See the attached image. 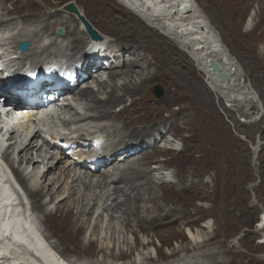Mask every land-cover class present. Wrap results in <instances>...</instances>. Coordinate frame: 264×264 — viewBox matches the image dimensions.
Instances as JSON below:
<instances>
[{"label": "bare ground", "instance_id": "obj_1", "mask_svg": "<svg viewBox=\"0 0 264 264\" xmlns=\"http://www.w3.org/2000/svg\"><path fill=\"white\" fill-rule=\"evenodd\" d=\"M6 1L10 3L12 10L8 11L2 7L1 11L6 14H13L15 11H19V14H22L18 15V17L24 22L30 20L38 24L37 31H45L53 34L52 28L54 25L63 27L64 34L58 35L66 37L67 43L62 45V52L59 53H63L64 50V53H66L64 57H66V59L68 58V60L72 58L69 61L67 60L69 64L66 63V59L65 61H60L63 60L59 58L60 56H55L54 59L51 58L46 63L44 62L46 64L44 65V69L48 67V69H50V73L46 75L48 80L55 82L58 77L56 72L63 68L57 64H50L56 60V62L59 61V64H66L67 66L64 67L63 76H74L78 79L81 77V74H85L87 78L83 83L87 84L89 81H95L98 86V91H102V93L106 95L104 98H97L90 86H82L81 88L75 86L71 90L67 88V91H69L67 95L73 98L75 101L74 104H78V107L79 105L80 107L83 106L82 108L86 110L81 114L73 106V103H66V105L61 108L68 114V117H64L62 122L74 128L77 126L74 124H91V122L109 121L111 123L109 126L104 125L100 129L97 135L98 139H103V137H109L111 135L113 136L116 130L119 132V137H121L122 132H124V136L127 139L133 138V136L136 138V141L138 139L137 142H133L135 139H132L127 143L126 138L123 137L124 140H116L114 144H110L103 151L104 153L106 152V155H109L107 158L111 157L112 160H114L109 165H105L108 161L103 158L105 157L102 156L103 153L96 156V158L99 157L102 159L101 161H103L101 164L97 165H93L86 160L71 158L70 161L76 163L79 169L88 168L89 166V169H87L88 172H86L87 175L84 176L87 179L81 177L82 179H86V181L89 179L88 184L93 181L91 177H97L94 182L96 187L103 184V190L96 197H91L86 194V189L80 191L79 184H81V179L79 175L75 176V170H73L75 169L74 165H72V167H69V165L66 167L58 165L61 161L60 157L56 162H53V155H48L50 149L57 150L64 155H68L67 152H69V150L65 151L66 149L62 147L50 146V143L56 144L58 142L51 141L45 142L49 147L48 151H44L41 146H37L36 143L40 136L25 130L21 138V148L18 151L19 162L24 164L31 162L32 169L34 170L39 166L43 167V170L34 173V175L32 174L33 179L31 187H27V192L33 202V206L37 210L44 211V208L52 203L53 200H57L52 211H44L45 224L51 228L53 234L59 233V235L62 236L63 243L67 247L71 244L73 246V251L78 254H92L93 252L94 243L99 234V228H96L94 237L88 241L86 246H81V242L84 240V234L82 233L85 232V228L89 222L88 220L92 217L94 209L99 202H101L102 208L97 216L99 221H101L100 217L103 213H108L110 218H112L114 217V213L120 212V215H124L123 222L128 228H132V222L134 221L138 226L147 224L148 228L164 224L167 226L173 224L177 217L172 219L168 217L177 214L174 209L158 204V197L154 193V188L153 191L150 188L152 187L150 183L153 182V177L151 175L161 169V166L156 167L157 165H155L156 156L158 154L162 156L173 155L176 150L161 145L154 147V145H156V140L166 130L167 126L170 125L171 120L181 118V121L176 126L179 124L184 125L185 123L191 126L189 139L194 142L195 145L196 143H199V146L201 144L204 145L207 157L203 162H211V160H214L211 159V154L214 152L215 154L217 153L215 149H210L212 144L217 142V140L213 138L214 124L216 122L222 124V120L212 103L210 91L203 85L199 76L196 75V71L194 72V68L191 66V62L188 58L183 53H176L175 48L170 46L168 41L160 35L162 33L158 34L154 28L147 24L157 26L162 29L165 34L172 35V38L176 41L175 43L180 44L186 52L193 56L208 83L229 98L231 102L239 103L242 98L247 99L251 95V92L246 85H240V82L236 85L232 83L233 72H231V67H229L231 66L229 60L230 51L229 53L220 51L218 47L219 39H217L201 14L194 8V4H192L191 0H123L125 6L134 8L138 13L135 14L120 3L125 10L127 9L121 15H118L121 8L116 6L111 0H81L79 4L80 7L71 3L78 7L79 10L70 5V7L68 6L65 8L67 11L66 15L62 14L60 8L55 7V3L53 6L51 5L53 8L52 10L47 11L46 9V11L41 13H31L27 11H35L39 0H0V5H3ZM199 2L209 13L213 24L220 32L223 42L230 47L234 44L244 52L237 53L243 65L247 68L251 67L253 70L264 71V0H199ZM253 2L259 4V19L257 24L248 28L247 26L250 24L249 21L251 20L246 19L244 14ZM185 5L188 6V8L185 9ZM26 8L29 9L27 10ZM86 8H92L97 19H93V16L87 15L86 12L88 10H86ZM74 11H79V13H81V17L84 18L81 20L82 24H84L83 26L79 27L78 20L74 17ZM12 19L14 18L10 20ZM4 22L7 21L0 18V26L5 25L3 24ZM258 24L260 25V29L257 32L255 29ZM91 25L104 30L107 34H111L113 40L111 38L106 39L103 36V40L105 41L95 40L96 44H92L87 53L82 52V44L86 43L88 37L92 39L90 33L86 32L87 27L91 33L99 36L93 31L94 29L92 30L90 27ZM8 33V31H3L1 33L3 35H0V41L10 37L8 41L4 42L2 45L3 48L10 40L13 42L18 41L16 44L18 45L23 41V38H25V36L19 33L15 38L5 35ZM86 34H88V36ZM55 40L57 42L58 39ZM55 40L49 45L55 44ZM92 40L94 41V39ZM63 43L64 42L61 44ZM2 46H0V51ZM47 47H42L40 50H46ZM6 48L3 49V52ZM28 49V51L20 52L23 58H21V61H29L32 56L37 55V51L33 48L30 47ZM11 52L12 53H5V55L1 56L0 61L6 60L8 56L10 59L14 58L13 51ZM78 52L85 53V55L76 58ZM74 59H77V61H73ZM85 60L88 61L85 62ZM39 61L40 60H38V62ZM211 61H215L220 65L221 72L228 73V79L224 81L218 79L217 74L212 70ZM35 63L31 62L30 64ZM49 64L57 66L50 67ZM2 66L3 63L1 62L0 74ZM100 72L104 74L103 76H106L107 81H110V86L106 85L107 81L105 80L97 81L95 74ZM256 74L254 76H256ZM88 77L91 79H88ZM118 79L120 81H118ZM154 83H158L162 86L163 94L161 96L155 95L152 91ZM42 87L41 79L39 78L29 87H14L13 93L16 95L17 93L23 92L24 97L30 98L29 92H35L37 94ZM107 87H109L108 91L105 89ZM155 93H158L157 90H155ZM39 98H42V96ZM60 98L61 96H59L58 99ZM124 99H129V103L127 105H122L117 111L114 110L115 105L119 106ZM84 106L86 107L84 108ZM173 106H176V108L173 109ZM163 113H166L165 117ZM72 115L74 117H72ZM45 118H47V115H45ZM118 122L120 123V128L118 127ZM153 124H155L154 127L151 126ZM16 126L23 127V123L19 122ZM250 126L251 124L248 125V127ZM112 128L113 134L109 132ZM74 129L76 132L74 135H69L65 140H61L64 145L73 146L72 150L84 152H89L88 150L91 148H97L98 140L91 134L93 132L80 133L79 130L76 131L78 129L77 127ZM69 130L70 128L68 131ZM90 135L92 136L90 141H78V139L81 138L87 139ZM219 138L221 139L222 137L220 136ZM2 140L3 138L0 137V152L2 151ZM186 141L188 140L185 139V142ZM185 144H187V142ZM88 145L91 147H88ZM256 145L258 147L260 145L259 142H257ZM148 146L154 148L146 152L145 150ZM221 146L223 145L221 144ZM121 149H125L126 151L120 155L121 160L118 161L120 157L114 156L116 151ZM133 150L134 152L130 154ZM186 150H188L187 154L185 156L182 154L184 158L180 161L179 166L176 167L177 173L181 179L188 176L187 173L189 172L188 168L190 164L196 165L199 163L198 161L201 160L193 155L195 146L187 145ZM144 152L146 153L144 154ZM126 153L129 154L125 155ZM138 153H140V155L141 153L144 154L139 160L138 157L137 159L134 158ZM68 160L69 159L64 160V163H67ZM151 164L154 165L151 167ZM123 165H127L128 167L120 170L119 167L122 168ZM0 166L4 169L3 171L0 169V173H4L7 178L9 176L11 177L10 185L6 181L10 187L5 183L9 194H6L0 189V264H80L78 262H72L70 259L57 253L58 250L55 251L53 249L55 246L53 245L52 248L42 234V229L38 224V215L32 211L27 212L28 202L26 195L22 191L18 192L16 190L17 186L20 189H22V187L17 182L15 183L12 178V173H14L23 184L27 182L25 177L17 170H14L11 164H0ZM164 167H168V164L162 166V168ZM99 168H101V173L97 175L92 173V171L95 170L99 171ZM217 170L218 169H216V171ZM195 173L198 174L196 171ZM3 175H0V182L3 181ZM161 184L165 200L178 194L179 191L175 190L171 182H164V180H162ZM197 184H192L189 187L183 184L180 186L179 190L188 192L189 189L192 188L191 190L195 192L202 191L204 187H199ZM5 185L3 186L5 187ZM110 185H112L111 188ZM83 191H86V193ZM140 191H142V194ZM146 194V201L152 202L154 211L160 212L161 214H154L150 211L149 207L141 203V200L143 201L145 199ZM189 194L192 193L189 192ZM45 197H48V201L44 200ZM119 198L121 199L119 200ZM109 200L110 202L108 203ZM130 200L140 201L134 210H129L128 207H126V204ZM140 211H146L147 213L141 215L143 213ZM202 211V208H194V212ZM188 214H191L190 211L184 213L186 216ZM84 215H87L86 226L83 222L79 221ZM260 223H264L263 215ZM10 225H13V227L8 228ZM173 227V231H170L171 233H175L176 231H174ZM201 227L206 228L208 224H202ZM130 231L132 232V230ZM77 233H81L83 237L79 236V234L77 235ZM183 234V237L187 239L188 246L182 249L173 248L169 256L174 257L179 254L180 251H194L204 246L205 241L202 240L198 232L193 233L191 228H185ZM125 244L128 245V248H131L128 242H125ZM141 246L142 248L139 252L136 251L138 249L132 248L136 253H134L133 250L131 251L133 259L130 264H141V256H144V259L150 260V262L154 260L150 253L143 251L145 249L143 243H141ZM97 252L99 253V251ZM196 254L183 257L184 259L182 260L184 261H180L178 264H231L226 260L196 261L194 259V256H198ZM124 256L123 253L119 254L121 258H125ZM164 256L166 255L163 254L162 259ZM79 258H76V260ZM164 258H167V256ZM121 264L125 263L122 262Z\"/></svg>", "mask_w": 264, "mask_h": 264}, {"label": "rangeland", "instance_id": "obj_2", "mask_svg": "<svg viewBox=\"0 0 264 264\" xmlns=\"http://www.w3.org/2000/svg\"><path fill=\"white\" fill-rule=\"evenodd\" d=\"M73 1L76 3H74ZM111 1H113V3L116 6L121 8L118 15H121L124 11L127 10V9L125 10L124 7L117 0H111ZM191 2L192 4H194V8L201 14L202 18L205 20L208 26H210V28L216 35L217 39H219L218 47L220 48V51H225L228 53L230 51L229 60L231 66L229 67H231V72L233 69V73H234V75L232 73V80H231L232 83L236 85L240 82L239 83L240 85H246L250 89L251 95L247 99L242 98L239 103L231 102L230 99L227 98L225 95H223L220 91L213 88L209 83L208 84L210 86L207 84L208 81L204 76V74L201 73L200 67L194 60L193 56L190 53L186 52L185 49L180 46V44L175 43L176 41H174L172 35L164 34L163 33L164 31L159 27L151 26L150 24L146 23L148 26L154 28V30L158 34L162 33L160 35L163 36V38L166 41H168L170 46L175 48L176 53H183L188 58V60L191 62V66L194 68V72L196 71L195 72L196 75L199 76L203 85L210 91L212 103L216 109V112L219 114L222 120V124L219 122H216L214 124L213 138H215L217 142H214L215 144L213 143L214 145L212 144V147L210 148V149H215L217 151L216 154L215 152L211 154V159L214 160L217 159L216 160L217 162L211 160V162L204 163L203 160H205L207 157V155L205 154L206 152L204 149V145L201 144L199 146V143H196L195 145V143L189 139L191 126L188 125L187 123H185L184 125L179 124L178 126H176L181 121L180 120L181 118L178 119L175 118L171 120L170 125L167 126L166 130L156 140V145H154V147L161 145V146H165L166 148H174V150L176 151H174L175 153H173V155L162 156L161 154H158L156 156L155 165H157L156 167L161 166V169H159L158 171L154 172V174L151 175L153 177V182L150 183V186H152L150 188L152 189V191L154 188V193L158 197L157 198L158 204H160L161 206L164 205L167 208L174 209L177 215H172V217L170 216L168 218L172 219L177 217L176 221L173 224H170L169 226L164 224L152 228H148L147 224L138 226L137 223L134 221L132 222V228H128L123 222L124 215H120V212L114 213L113 214L114 217L112 218H110L108 213H103L102 216L100 217L101 221H99V218H97V216L102 210L101 202H99V204L94 209V213L92 217L90 218V220H88L89 221L88 223L86 222L87 215L82 216L81 219L79 220L80 222H83L85 226L87 223L85 232L82 233L84 234V240H82L81 246H86L88 241L94 237V232L96 228H99V234L94 243V249L92 252L93 255L76 253L75 251H73V246L71 244L68 245L67 247L63 243L62 236L59 235V233L53 234L51 228L45 224L44 211L46 212L52 211L55 202L57 200L55 201L53 200L52 203H50L48 206L44 208V211H41L34 208L33 202L30 196L27 194L30 206L33 210L32 212H37L36 214L38 215V222H39L38 224L42 229V234L44 235L45 239L48 241V243L51 245L52 248L53 245L55 246V248H57V249L53 248L55 251L58 250L57 253H59L64 257H68V259H70L72 262H78L80 264L82 263L83 264H105V263L121 264L123 262L125 264H130L133 259L131 251L133 250L134 253H136V251L139 252L142 248L141 243H143L145 246V249L143 251L150 253V255L153 257L154 260L150 262V260L144 259V256H141L140 257L141 260L140 262H142L141 264H178L180 261H184L182 260L184 259L183 257H188L196 253H198L196 254L198 256H194V259L196 261L226 260L231 264H264V243L258 242L260 238L264 237V223H260L262 215L264 216V71H257V70H253L251 67L249 68L245 67L243 65V62L241 61V58H239V56L237 55V53H244V52L234 44H232L233 46L231 47L227 46L223 42L219 30L213 24L209 13L202 7V4H200L199 0H191ZM48 3L50 4V6ZM54 3L56 4L55 7L60 8L62 14L66 15L67 11L65 8H67L68 6L70 7V5H72L74 8L77 9L78 7H80L79 4L81 3V0H78V3L77 0L76 1L75 0H39L37 9L35 11L28 10L29 8L26 9L28 10L27 12L41 13L46 11V9L47 11L52 10L53 9L52 6ZM71 3L77 5L78 7L74 6ZM2 7H4V9H7L8 11L12 10L11 5L10 3H8V1L4 2L3 5H0V18L4 21H7L3 23L5 25L0 26V31L2 30L0 32V35H3L1 34L3 31H8L9 33L5 35L14 38L17 37L18 33L22 34L23 36H25V38H23V41L29 42V48L31 47L35 51H37V55L32 56V58L29 60L30 62L28 60L21 61L19 56L14 55V53L18 52L16 50L17 47L16 44L18 43V41L13 42L12 40H10L9 43L4 46V48L7 47L5 49L6 51L4 50V52L12 53L11 51H13V55L15 57L10 59L8 56L6 59L7 65L9 64L17 65L16 66L17 71L25 75L28 72L36 73L38 69L46 65L45 63L49 61V59L51 58L54 59L55 56L56 57L60 56L63 60L66 59V57H64L66 54L64 53L65 52L64 50L63 53H59L62 52L61 50L62 45H65L67 43L66 37L63 36L61 37V35L57 34L59 28L62 29L63 32L62 26L54 25V27L52 28L53 34L47 33L45 31H37L38 30L37 23H33L30 20L24 22L21 18L18 17V15L22 14V13L19 14V11H15L16 12V13L14 12L15 14L14 13L6 14L5 12L1 11ZM77 10H79V8ZM86 10L89 11L86 12L87 15L93 16L92 17L93 19H97L96 18L97 16L92 8L89 9L86 8ZM74 14H75L74 17H76L78 20L79 27L83 26L84 24H82V22H80L78 19V18H80L81 20L84 19L83 17H81V13H79V11L78 12L74 11ZM244 17H246V19L248 20H251L249 21L250 24H248L247 26L248 28H251L252 26L257 24V21L259 19V4L257 2H253L246 10ZM11 18L14 19L10 20ZM90 27L92 28V30L94 29V31L99 36H101L102 39L104 36L106 39L111 38L113 40L112 35L107 34L104 30L99 29L97 27H93V25H91ZM259 29H260V25L258 24L256 26L255 31L258 32ZM86 35L88 36V34ZM8 39L7 38L2 39L1 40L2 42L0 41L1 45H3L4 42L8 41ZM55 39H58L57 42ZM53 40H55L56 43L49 45ZM62 42L64 43L61 44ZM95 42H96L95 40L93 41L88 37L86 43H83L84 45L82 44L81 46L82 52L87 53L91 45L96 44ZM42 47H47V48L46 50L41 51L40 49ZM4 48L2 46L1 50L3 51ZM83 55H85V53L78 52L76 54V58L83 57ZM38 60L40 61L38 62ZM67 60L68 58L66 59V63L69 64L68 62L69 60L68 61ZM1 62L3 63V66L0 74V79L3 78L5 71L4 70L5 61L3 60ZM31 62L32 63L36 62V63L30 64ZM255 74L256 76H254ZM88 79L91 78L88 77ZM83 81L84 80H82L81 83H83ZM105 81H107V78L105 79ZM118 81L120 80L118 79ZM109 82L110 81H107L106 85H109ZM88 83H92V82L89 81ZM88 83L80 84V86L79 84H77L76 87L81 88L82 86L83 87L89 86ZM157 86L160 88L161 94L159 95H157L154 91V89ZM105 89L106 91H108L109 87ZM96 91H98V89ZM152 91L157 96H161L163 94V88L158 83L153 84ZM93 92L94 95L97 96V98H101V97L104 98L106 96L104 93H102V91L95 92L93 90ZM128 103H129V99L128 100L124 99V101H122L119 104V106L115 105L114 110L117 111L122 105H127ZM73 106L75 108L77 107L76 109L81 114L84 113V111L86 110L82 108L83 106L80 107L79 105L78 107V104L76 105L73 103ZM85 107L86 106H84V108ZM175 108L176 106H173V109ZM65 115L66 117H68V114ZM165 115L166 113H163L164 117ZM72 117L74 116L72 115ZM110 124L111 123L109 121L93 122V123L91 122V124L80 123L77 124V126L75 127L78 128L76 131L79 130L80 133L93 132L91 134L95 136V138H97L100 129L104 125L109 126ZM247 124L248 125L251 124V126L248 127ZM151 126L154 127L155 124ZM118 127L119 128L121 127L119 122H118ZM69 128L70 130L69 131L67 130L69 135L70 136L74 135V133H76L75 129L70 126L67 127L66 129ZM173 128L175 129V131ZM112 130L113 128L109 131L111 134H113ZM173 133L176 135H174ZM69 135L67 137H69ZM118 135L119 132L116 130L113 136L111 135L109 137H103V139L97 138L98 143H102L101 147L98 145L97 148L89 149L88 150L89 152L72 150L73 149L72 146L70 147L69 152H67L68 155L61 154L57 150H49L48 155L49 156L53 155L52 156L53 162H56V160H58L60 157L61 161L60 163H58V165H63L64 167L68 165L69 167L70 166L72 167V165H74L75 169L73 170H75V176L79 175L81 179L80 181L81 184H79L78 182V184L80 185V191H82V189H86L87 193L86 191L85 192L83 191L84 193H86L88 196L96 197L103 190L102 188L103 184L97 187L96 185H94V182L97 179V177H91L93 181L90 184H88L89 179L86 181L87 178L84 176L87 175L86 172H88L87 169H89V166L88 168L85 167L83 169H79L77 168L78 166H76V163H72L70 160L71 158H75L77 160H86L90 162L93 158L103 153L102 156H105L103 158H105L107 161L109 160L105 165L111 164L114 160H112L111 157H108L109 159H107V156L109 155H106L105 154L106 152L104 153L103 151L110 144H114L116 140L117 141H119L120 139L124 140L123 138L125 137L124 132H122L121 137H119ZM220 136L222 137L221 139L219 138ZM91 137L92 136L90 135L89 138L87 139L81 138L78 139V141H86V140L90 141ZM132 139H135L133 142L138 141V139L136 141V138L133 136V138H128V139L126 138V142L129 143L130 140ZM185 139L188 140L186 141L187 144H185L186 143ZM257 142H259L260 144L258 147L256 145ZM221 144L223 146H221ZM187 145L195 146V151L193 155L201 160L198 161L199 163L196 165L190 164L189 165L190 167L188 168L189 172L187 173L188 176L185 177L184 179H181L179 174L177 173L176 167L179 166L180 161H182L184 156L187 154L188 152V150H186ZM154 147L151 148L148 146L146 147L145 151L146 152L150 151ZM117 152L119 151H116L114 157H118V156L120 157V155L123 153L120 152L118 154ZM132 152H130V154ZM146 152H144V154ZM142 153L141 155L140 153H138V155L134 158L137 159L138 157V160L141 159L142 156L144 155ZM128 154L129 153H126L125 155ZM182 154H184V156ZM66 159L69 160L67 161V163H64V160ZM119 160H121V157L118 159V161ZM218 160L221 162H219ZM167 164L168 167L162 168L163 165H167ZM153 165L154 164H151V167ZM127 167H128L127 165H123L122 168L121 167L119 168L120 170H123ZM99 169H100L99 171L95 170L92 171V173L96 175L101 173L102 172L101 168ZM216 169H218L219 171L218 170L216 171ZM195 171L198 174H196ZM190 173L191 174L194 173V174L191 175ZM81 177L86 179H82ZM162 180H164V182H171L174 185L175 190L179 191L178 194L172 196L168 200H165L161 188ZM191 183L194 185L197 184V186L202 188L204 187V189L200 192L192 191L191 190L192 188L189 189L188 192H183L179 190L180 186H182L183 184L189 187L192 185ZM111 186L112 185H110V188ZM140 192L142 194V191ZM189 192L192 194H189ZM146 198H147V194L145 195V199L143 201L141 200V203L149 207L150 211H152L154 214H158V213L161 214L160 212L154 211V207H153L154 205H152V202L146 201ZM120 199L121 198H119V200ZM44 200L48 201V197H45ZM137 201L138 200H133V201L130 200L126 204V207H128L129 210H134L136 205L139 204L140 202ZM109 202L110 200L108 201V203ZM195 207L202 208L203 211L194 212ZM186 211H190L191 214L190 215L188 214L187 216L184 215ZM142 213L143 214L141 213L140 214L145 215L147 212L143 211ZM205 223L208 224V227L202 228L201 225ZM172 227L174 231L176 230L175 231L176 234L174 232L173 233L170 232L173 231ZM167 228L170 229L168 230ZM185 228H191L193 233L198 232L199 235L202 237V240L205 241L204 246H202L201 248H197L194 251H188V252L180 251V253L174 257L169 256L173 248L182 249L188 246L186 237H183L184 236L183 230H185ZM129 229L132 230V232ZM78 234L79 236L83 237L81 233H77V235ZM125 242H128L131 248H128V245H126ZM132 248L138 250L135 251ZM97 251H99V253ZM120 253H123L125 255L124 256L125 258L119 257ZM163 254L166 255L167 258H164L166 257L164 256L162 259ZM75 257L76 258L80 257V258L76 260ZM118 258L120 261L118 260Z\"/></svg>", "mask_w": 264, "mask_h": 264}, {"label": "water", "instance_id": "obj_3", "mask_svg": "<svg viewBox=\"0 0 264 264\" xmlns=\"http://www.w3.org/2000/svg\"><path fill=\"white\" fill-rule=\"evenodd\" d=\"M184 8L186 9V8H188V6H184ZM188 10V9H187ZM79 19V21L81 22V19L80 18H78ZM86 32H88V33H90V37L92 38V39H94V40H96V41H99V40H101L102 39V37L101 36H96L94 33H91L90 32V30H88V27L86 28ZM94 31V30H93ZM57 34H62V29H58V31H57ZM28 48H29V42L28 41H22V42H20L18 45H17V50L19 51V52H25V51H28ZM211 67H212V69L214 70V72L217 74V77H218V79L220 80V81H224V80H226L227 78H228V74L227 73H223V72H221L220 71V65L217 63V62H215V61H211ZM155 90H157V95H159V94H161L160 93V88L157 86L155 89H154V91ZM255 155H256V153H255ZM255 155H254V157H255ZM249 187H250V185H249ZM1 214V213H0ZM11 227H13V225H10V227L8 226V228H11Z\"/></svg>", "mask_w": 264, "mask_h": 264}]
</instances>
